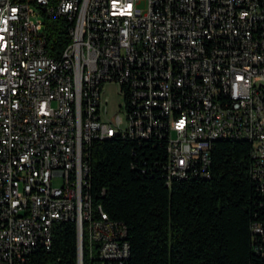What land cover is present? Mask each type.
<instances>
[{
    "label": "built area",
    "instance_id": "1",
    "mask_svg": "<svg viewBox=\"0 0 264 264\" xmlns=\"http://www.w3.org/2000/svg\"><path fill=\"white\" fill-rule=\"evenodd\" d=\"M59 16L69 39L51 55ZM106 134L166 136L168 184L209 175L216 136H252L264 192V0H0V264H28L70 218L78 264L85 248L88 264H125L127 227L87 188Z\"/></svg>",
    "mask_w": 264,
    "mask_h": 264
},
{
    "label": "trees",
    "instance_id": "2",
    "mask_svg": "<svg viewBox=\"0 0 264 264\" xmlns=\"http://www.w3.org/2000/svg\"><path fill=\"white\" fill-rule=\"evenodd\" d=\"M61 19H47L51 55L69 39ZM89 149L87 188L94 205L126 225L125 264H264V192L253 176L250 140L215 139L210 174L170 184L166 136L115 135ZM84 258L88 264L86 248ZM28 264H78L76 220L55 221L50 248H36Z\"/></svg>",
    "mask_w": 264,
    "mask_h": 264
},
{
    "label": "rangeland",
    "instance_id": "3",
    "mask_svg": "<svg viewBox=\"0 0 264 264\" xmlns=\"http://www.w3.org/2000/svg\"><path fill=\"white\" fill-rule=\"evenodd\" d=\"M103 95L109 99L108 108L109 115L115 117V114H120L124 118L122 126L125 127L127 124L126 111L124 109L125 99L124 96L120 93L119 84L117 82H106ZM62 179L59 176L54 178L56 184H60Z\"/></svg>",
    "mask_w": 264,
    "mask_h": 264
},
{
    "label": "bare ground",
    "instance_id": "4",
    "mask_svg": "<svg viewBox=\"0 0 264 264\" xmlns=\"http://www.w3.org/2000/svg\"><path fill=\"white\" fill-rule=\"evenodd\" d=\"M122 136L124 137H129L128 134H121ZM115 136L114 134H106L105 135V138H110V137H113ZM218 138H230V136H226V135H218L216 136V139ZM244 139H247V140H250L252 143H253V146H254V157H255V154H256V151H257V140H255L252 136H243ZM100 209H102L101 207H99ZM126 250H130V249H126Z\"/></svg>",
    "mask_w": 264,
    "mask_h": 264
}]
</instances>
